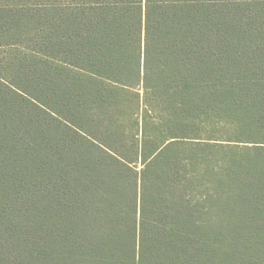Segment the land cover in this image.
<instances>
[{"label": "trees", "instance_id": "obj_1", "mask_svg": "<svg viewBox=\"0 0 264 264\" xmlns=\"http://www.w3.org/2000/svg\"><path fill=\"white\" fill-rule=\"evenodd\" d=\"M0 264H264V0H0Z\"/></svg>", "mask_w": 264, "mask_h": 264}]
</instances>
